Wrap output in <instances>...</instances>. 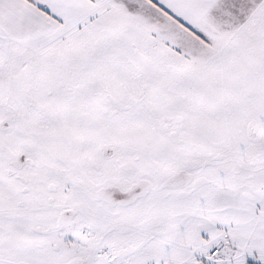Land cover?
I'll return each instance as SVG.
<instances>
[{"label":"snow or ice","instance_id":"1","mask_svg":"<svg viewBox=\"0 0 264 264\" xmlns=\"http://www.w3.org/2000/svg\"><path fill=\"white\" fill-rule=\"evenodd\" d=\"M0 264H264V0H0Z\"/></svg>","mask_w":264,"mask_h":264}]
</instances>
